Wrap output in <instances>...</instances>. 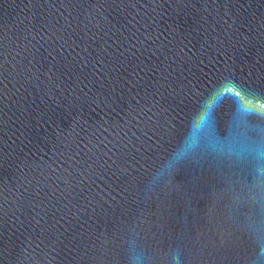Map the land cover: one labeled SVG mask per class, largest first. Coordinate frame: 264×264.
<instances>
[{"label": "water", "instance_id": "1", "mask_svg": "<svg viewBox=\"0 0 264 264\" xmlns=\"http://www.w3.org/2000/svg\"><path fill=\"white\" fill-rule=\"evenodd\" d=\"M0 264H264V0H0Z\"/></svg>", "mask_w": 264, "mask_h": 264}, {"label": "snow or ice", "instance_id": "2", "mask_svg": "<svg viewBox=\"0 0 264 264\" xmlns=\"http://www.w3.org/2000/svg\"><path fill=\"white\" fill-rule=\"evenodd\" d=\"M239 97L237 96V99H238Z\"/></svg>", "mask_w": 264, "mask_h": 264}]
</instances>
